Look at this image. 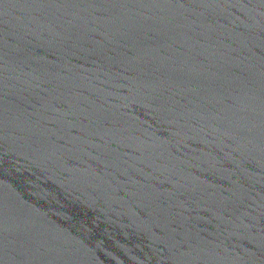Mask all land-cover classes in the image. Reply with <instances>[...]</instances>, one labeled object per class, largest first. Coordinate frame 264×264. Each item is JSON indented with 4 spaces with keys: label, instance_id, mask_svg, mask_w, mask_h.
I'll return each instance as SVG.
<instances>
[{
    "label": "water",
    "instance_id": "1",
    "mask_svg": "<svg viewBox=\"0 0 264 264\" xmlns=\"http://www.w3.org/2000/svg\"><path fill=\"white\" fill-rule=\"evenodd\" d=\"M0 264H264V0H0Z\"/></svg>",
    "mask_w": 264,
    "mask_h": 264
}]
</instances>
